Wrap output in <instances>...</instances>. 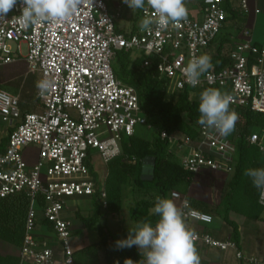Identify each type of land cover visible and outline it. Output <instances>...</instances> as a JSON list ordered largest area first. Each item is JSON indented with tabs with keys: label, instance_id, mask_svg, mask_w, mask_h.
I'll use <instances>...</instances> for the list:
<instances>
[{
	"label": "built area",
	"instance_id": "obj_1",
	"mask_svg": "<svg viewBox=\"0 0 264 264\" xmlns=\"http://www.w3.org/2000/svg\"><path fill=\"white\" fill-rule=\"evenodd\" d=\"M186 20L163 32H141L139 22L132 34L116 28V21L131 10L122 0H83L69 21L59 25L43 23L27 29L12 18L21 15L20 3L0 21V68L24 62L27 74L47 82L43 91L36 87L38 110L24 112L17 96L0 89V122L7 138L0 149V200L25 196L28 200L19 264H56L54 250L36 239L39 219L52 226L59 243L63 264H74L70 244L72 224L63 218L67 201L90 198L95 184L87 166L93 150L106 165L120 154L123 137L136 135L147 126L134 88L120 82L113 70L115 53H131L142 58V66L155 58L160 77L168 80V93L188 90L190 97L205 87H229L230 109L240 115L249 110L264 114V48L252 40V29L243 27L242 42L229 54L230 67L213 68L200 77L196 86L188 84L182 69L218 36L228 18L225 0H184ZM239 15L250 13L248 0H230ZM151 11V10H149ZM259 11L254 10V15ZM197 137L159 133L170 151L175 152L183 170L194 176L207 170L231 174L235 145L213 129L199 125ZM264 156V130L246 138ZM34 147L37 158L29 162L24 151ZM101 199L105 194L101 193ZM184 222L209 226L212 217L190 207L176 192ZM39 200L44 203L39 209ZM187 201L188 207L183 204ZM105 207V203H103ZM194 245L232 251L242 264H259L244 256L231 240H216L205 232H192Z\"/></svg>",
	"mask_w": 264,
	"mask_h": 264
},
{
	"label": "trees",
	"instance_id": "obj_2",
	"mask_svg": "<svg viewBox=\"0 0 264 264\" xmlns=\"http://www.w3.org/2000/svg\"><path fill=\"white\" fill-rule=\"evenodd\" d=\"M230 0H225L224 7L228 18L218 36L205 49V54L211 57L215 71L228 68L231 65L229 54L232 49L242 42L241 31L244 27L246 16L239 15L233 10ZM186 6V5H185ZM142 10H136L134 21L138 22ZM238 18L243 20L239 22ZM132 27L130 34L134 32ZM255 46L259 47L257 44ZM148 67L142 66V58L132 59L131 53L118 51L112 63V70L116 78L127 86L135 89L139 107L146 119L147 126L152 128L151 139L123 137L120 141V154L106 165V177L102 182L87 161L89 174L95 184V192L91 198L92 209L87 216L76 213L77 219L83 227L98 236V242L89 245L78 252H73L74 264H88L84 256H89L97 249L102 253L104 264H124L126 259H131L133 264H139L142 259L136 246L117 249L115 242L126 239L129 229L121 236L112 237L107 233L102 223L103 213H118L122 208L123 191L130 186L137 193L128 215L132 227L137 222L145 221L155 225L158 217L150 212L155 206L156 196L168 198L172 192L185 197L190 207L199 212L208 214L212 219L219 218L230 228L229 240L238 244L237 225L229 220L231 212H246L250 219L259 220L264 211V205L259 203V191L253 186L251 179L244 176L248 168L264 167V156L255 145H250L246 138L255 132L264 130V114L253 113L245 110L238 115L235 130L226 138L235 145L234 169L227 183V191L219 204L208 205L197 198L188 195L194 175L183 170L175 152L170 151L166 140H162L159 133L168 135L182 134L191 139L197 137L196 129L199 126V95L207 88L219 89L222 93H229V87H205L194 92L191 99L188 90L168 93V80L160 77L156 69L155 58H150ZM22 110V109H21ZM23 111V110H22ZM33 111V110H31ZM230 111H232L230 109ZM238 114V113H237ZM6 137L0 140V149L6 144ZM146 158L154 160L151 182L140 180L142 162ZM101 193L105 198L101 199ZM105 203V207L103 206ZM28 200L25 196H16L0 200V240L14 246L21 247L24 236V220L27 212ZM39 209L44 203L39 200ZM42 224L52 230V226L42 220ZM209 227V226H205ZM53 232V230H52ZM207 233L206 231H204ZM0 264H19V259H0Z\"/></svg>",
	"mask_w": 264,
	"mask_h": 264
},
{
	"label": "clouds",
	"instance_id": "obj_3",
	"mask_svg": "<svg viewBox=\"0 0 264 264\" xmlns=\"http://www.w3.org/2000/svg\"><path fill=\"white\" fill-rule=\"evenodd\" d=\"M132 12L142 10L145 15L139 22L141 32H163L170 26H177L187 18L184 0H122ZM18 0H0V21L16 6ZM21 15L13 17L12 22L27 29L43 23L59 25L70 20L83 0H19ZM151 10V11H149ZM213 67L211 57L203 54L192 58L182 69L185 81L196 86L200 77ZM49 87L47 82H38L41 94ZM232 97L216 88H207L199 95L198 124L213 129L227 137L235 130L239 117L230 111ZM264 151V149H262ZM243 175L250 178L259 191V203L264 205V167L245 169ZM188 207L187 201L183 204ZM158 217L155 225L139 221L129 228L126 239L115 242L117 249L136 246L142 259L139 264H200L194 245L193 233L184 222L182 208L172 199L156 196L155 206L150 209ZM124 264H133L126 259Z\"/></svg>",
	"mask_w": 264,
	"mask_h": 264
},
{
	"label": "rangeland",
	"instance_id": "obj_4",
	"mask_svg": "<svg viewBox=\"0 0 264 264\" xmlns=\"http://www.w3.org/2000/svg\"><path fill=\"white\" fill-rule=\"evenodd\" d=\"M251 3L249 6L250 13L246 19H244V27L249 29H251L252 21L254 20V6H252ZM257 8L261 11V14L255 16V23L252 30V40L254 44L264 48V5L258 3ZM134 13L135 12H132V10H129L125 19L121 18L116 21V28L126 33L130 32L132 26H136L138 24L134 21ZM238 19L239 22L243 20L242 18ZM37 80L36 76L27 74L26 65L22 61L0 68V89L11 95L17 96L21 109L30 108L33 111L38 110L34 99ZM194 98L195 96L192 95L191 99ZM135 132L136 137L144 139H151L153 134L152 130H146L143 127H137ZM5 134L6 129L0 122V138L4 137ZM23 155L24 159H28L29 162H34L37 158V151L34 147H31L26 149ZM87 161L97 174L100 182L103 183L106 177L107 165H104L101 162L98 155L93 150L88 152ZM230 177L231 174L204 170L200 174L194 176V179L188 189V195L203 200L207 202V204H217L227 191L226 185L230 180ZM139 197L140 193H137L134 189L132 190V188L128 186L123 191V202L120 211L115 214L107 213L106 211L103 213L104 216L102 218V223L114 238L133 225L128 215V209L132 207L135 198L137 199ZM90 210L91 208H89L88 211H83L82 216L89 215ZM216 224L219 223L217 222ZM91 235H93V237H97L96 234Z\"/></svg>",
	"mask_w": 264,
	"mask_h": 264
},
{
	"label": "crops",
	"instance_id": "obj_5",
	"mask_svg": "<svg viewBox=\"0 0 264 264\" xmlns=\"http://www.w3.org/2000/svg\"><path fill=\"white\" fill-rule=\"evenodd\" d=\"M250 3L252 4V6H254V10H258L259 14H261V11L257 8V4L261 3L262 5H264V0H248L249 6ZM255 16L256 15H253L254 20L252 21V27H251L252 30L255 23ZM126 17L127 15L124 16L123 18L125 19ZM23 109L22 110L24 112L31 111L30 108H23ZM2 138H0V140ZM200 201L207 203L203 200ZM219 202L217 204H219ZM174 203L178 206V202L174 201ZM217 204L213 203L208 205L214 207ZM89 208L92 209L91 198L69 200L67 201L65 211L62 214L63 218L69 220L72 224L71 233H70V244L73 252L81 251L85 247L89 245H93L98 242V236L93 237V235L91 234H95V233L85 229L81 224V222L76 217V213H79L82 216V212L88 211ZM245 214L246 212L229 213V220L234 222L238 228L239 237H238L237 249L244 256L255 258L257 259L259 264H264V211L262 212L261 218L259 220L250 219L246 216L247 214L246 215ZM41 221L42 220L40 218L36 228V239L42 245L52 248L54 250L56 264H63L59 243L56 240L54 233L52 232L51 229H48L46 225L42 224ZM217 222L219 224H216ZM185 224L191 232L206 231L216 240L224 241V240H228L230 237V228L219 218L214 217L211 225H209V227L206 228L205 226L193 222H187ZM131 227H128L127 229ZM106 231L107 233L110 234L108 229H106ZM122 233L117 237L121 236ZM110 235L113 237L112 234ZM195 248L200 258V264H242L241 262L236 260L234 253L232 251L222 252L216 249H210L198 245H195ZM95 250L96 252L94 254L92 253L90 257L86 255L84 256L85 261H87L88 264H104L102 253L99 252L97 249ZM19 255H20L19 247L0 240V259L11 258L16 260L19 259ZM4 263L5 262H3V264ZM23 264H29V263H23Z\"/></svg>",
	"mask_w": 264,
	"mask_h": 264
},
{
	"label": "water",
	"instance_id": "obj_6",
	"mask_svg": "<svg viewBox=\"0 0 264 264\" xmlns=\"http://www.w3.org/2000/svg\"><path fill=\"white\" fill-rule=\"evenodd\" d=\"M153 167H154V160L152 158H146L143 160L141 175H140L141 181L144 182L152 181Z\"/></svg>",
	"mask_w": 264,
	"mask_h": 264
}]
</instances>
